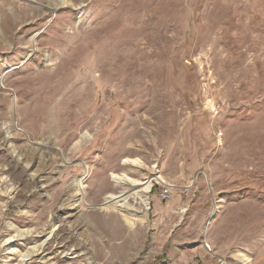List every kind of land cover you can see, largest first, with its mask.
Masks as SVG:
<instances>
[{
	"label": "rangeland",
	"instance_id": "1",
	"mask_svg": "<svg viewBox=\"0 0 264 264\" xmlns=\"http://www.w3.org/2000/svg\"><path fill=\"white\" fill-rule=\"evenodd\" d=\"M212 256L264 264V0H0V264Z\"/></svg>",
	"mask_w": 264,
	"mask_h": 264
},
{
	"label": "bare ground",
	"instance_id": "2",
	"mask_svg": "<svg viewBox=\"0 0 264 264\" xmlns=\"http://www.w3.org/2000/svg\"><path fill=\"white\" fill-rule=\"evenodd\" d=\"M67 2H68V0H60L61 4H67ZM54 9H55V6L51 7V10H54ZM35 145H39V144L36 143ZM135 163H139V161H135ZM113 177L116 180L117 184H121L124 186V189L121 190L119 192V194H108L106 196V199L104 202L105 206H103V207H105L107 209L113 208V209H117L119 211H123V209L128 207L127 199L129 197V194H128L129 188H134L135 186H139V187H135L131 193L133 194V196H137L142 203L146 204L147 203V193L150 191V188H151V179L153 178V180H155V181H162V178L159 175H153L151 178H147L146 180H143V181H141L139 179H132V178L128 177L126 174H123V175L113 174ZM82 179H83V176L73 184V190L76 193L77 192L81 193V194L83 193ZM79 199L82 201L83 196L80 197ZM77 203H74L72 205V207H75V208L78 207ZM123 216L125 217V220L130 225H132V221L127 216H125V214H123ZM21 234L22 233H19V235H21ZM240 257L243 261L246 260L244 255H241Z\"/></svg>",
	"mask_w": 264,
	"mask_h": 264
},
{
	"label": "built area",
	"instance_id": "3",
	"mask_svg": "<svg viewBox=\"0 0 264 264\" xmlns=\"http://www.w3.org/2000/svg\"><path fill=\"white\" fill-rule=\"evenodd\" d=\"M185 191H187V190H185ZM159 196H160L161 200L169 199L171 196V186L168 184H162L161 190L159 192ZM205 246L207 248H209L206 243H205ZM194 264H228V262H227V259L225 257L212 256L210 259H206V260L200 261L198 263H194Z\"/></svg>",
	"mask_w": 264,
	"mask_h": 264
},
{
	"label": "crops",
	"instance_id": "4",
	"mask_svg": "<svg viewBox=\"0 0 264 264\" xmlns=\"http://www.w3.org/2000/svg\"><path fill=\"white\" fill-rule=\"evenodd\" d=\"M161 199L160 198H151V200H150V206H152V209L154 210V211H159L160 210V206H161ZM166 201V200H165ZM168 208H170V207H172L171 206V204L170 205H168L167 206ZM174 207V206H173ZM180 207H182V206H180L179 204H177V206H175V208L176 209H180ZM207 259V258H206ZM205 259V260H206ZM204 259H198L195 263H198V262H200V261H203ZM194 264V263H193Z\"/></svg>",
	"mask_w": 264,
	"mask_h": 264
}]
</instances>
